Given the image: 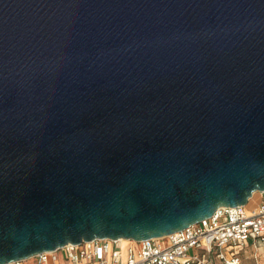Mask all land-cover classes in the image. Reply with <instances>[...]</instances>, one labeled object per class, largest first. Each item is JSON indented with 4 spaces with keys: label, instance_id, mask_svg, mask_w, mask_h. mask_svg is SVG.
<instances>
[{
    "label": "water",
    "instance_id": "95a60500",
    "mask_svg": "<svg viewBox=\"0 0 264 264\" xmlns=\"http://www.w3.org/2000/svg\"><path fill=\"white\" fill-rule=\"evenodd\" d=\"M263 190L264 0H0V264Z\"/></svg>",
    "mask_w": 264,
    "mask_h": 264
},
{
    "label": "built area",
    "instance_id": "2783aa9c",
    "mask_svg": "<svg viewBox=\"0 0 264 264\" xmlns=\"http://www.w3.org/2000/svg\"><path fill=\"white\" fill-rule=\"evenodd\" d=\"M256 192L259 199L250 210L245 205L219 206L210 216L165 236L125 242L120 238L83 240L38 252L31 259L33 264H60V260L71 264H215V254L223 264H241L236 253L227 256L223 248L243 246L248 239L254 245L264 244V190L253 192L248 200Z\"/></svg>",
    "mask_w": 264,
    "mask_h": 264
},
{
    "label": "rangeland",
    "instance_id": "374dc122",
    "mask_svg": "<svg viewBox=\"0 0 264 264\" xmlns=\"http://www.w3.org/2000/svg\"><path fill=\"white\" fill-rule=\"evenodd\" d=\"M258 192H256L255 194H253V196L248 200V202L245 204L244 208L246 210H250L255 203L258 201ZM252 240L248 239L246 240V245L244 247L238 246V245H228L226 247L223 248L224 253H226L227 256H229L230 252H234V253H240V257L244 258V261H246V263H250L251 261H254V256L252 254V252L255 251V246L252 245ZM257 245L264 249V244H261L260 242L257 243ZM125 256H123L124 258ZM25 261L23 262V264H31V257L24 259ZM214 261L215 264H223V261L214 254ZM60 264H71V262L69 260H60Z\"/></svg>",
    "mask_w": 264,
    "mask_h": 264
},
{
    "label": "crops",
    "instance_id": "0c3cea01",
    "mask_svg": "<svg viewBox=\"0 0 264 264\" xmlns=\"http://www.w3.org/2000/svg\"><path fill=\"white\" fill-rule=\"evenodd\" d=\"M253 246H255V251L252 252L253 256H254V261H251L250 263H246V261H244V258L240 257V253H236V255L239 257L241 264H264V249L260 248L257 244L254 245L253 242H251ZM246 245V242L243 246L244 247ZM31 264H33L32 260H31Z\"/></svg>",
    "mask_w": 264,
    "mask_h": 264
},
{
    "label": "bare ground",
    "instance_id": "6f19581e",
    "mask_svg": "<svg viewBox=\"0 0 264 264\" xmlns=\"http://www.w3.org/2000/svg\"><path fill=\"white\" fill-rule=\"evenodd\" d=\"M120 240L122 241V242H125L127 239H125V238H120ZM30 258V257H29Z\"/></svg>",
    "mask_w": 264,
    "mask_h": 264
}]
</instances>
